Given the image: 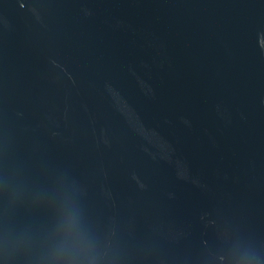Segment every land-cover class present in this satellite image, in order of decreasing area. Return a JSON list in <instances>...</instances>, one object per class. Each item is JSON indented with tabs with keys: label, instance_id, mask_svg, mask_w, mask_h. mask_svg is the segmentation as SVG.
I'll return each instance as SVG.
<instances>
[{
	"label": "water",
	"instance_id": "obj_1",
	"mask_svg": "<svg viewBox=\"0 0 264 264\" xmlns=\"http://www.w3.org/2000/svg\"><path fill=\"white\" fill-rule=\"evenodd\" d=\"M0 264H264V0H0Z\"/></svg>",
	"mask_w": 264,
	"mask_h": 264
}]
</instances>
